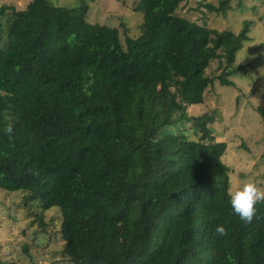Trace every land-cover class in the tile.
I'll use <instances>...</instances> for the list:
<instances>
[{
    "label": "trees",
    "instance_id": "trees-1",
    "mask_svg": "<svg viewBox=\"0 0 264 264\" xmlns=\"http://www.w3.org/2000/svg\"><path fill=\"white\" fill-rule=\"evenodd\" d=\"M188 1L140 0L124 41L85 0L0 9V191L59 211L69 264H264V201L251 221L231 212L217 113L193 110L234 85L253 23L199 25ZM204 7L226 16L230 0Z\"/></svg>",
    "mask_w": 264,
    "mask_h": 264
},
{
    "label": "rangeland",
    "instance_id": "rangeland-1",
    "mask_svg": "<svg viewBox=\"0 0 264 264\" xmlns=\"http://www.w3.org/2000/svg\"><path fill=\"white\" fill-rule=\"evenodd\" d=\"M29 1L0 0V9L23 10ZM52 1L65 8H75L82 3V0ZM139 1L85 0L89 7L87 20L119 28L122 41L125 32L136 38L143 21L142 15L134 11ZM220 1L190 0L182 5L180 13L199 25L220 31L238 32L245 20H252L249 41L238 53V64L243 70L231 78L233 86L215 83L206 93L205 103L193 110L217 113L212 128L217 141L227 143L222 160L230 169V192L247 181L264 189V123L257 111L264 108V0H230L226 16L211 14L204 7L207 3L218 5ZM11 15L12 11L7 10L6 17L0 16V23L7 25ZM217 68L214 62L211 71ZM36 206L29 203L22 191H0V264H69L63 254L65 243L60 234L59 211L52 209L43 213ZM40 214L43 220L36 219Z\"/></svg>",
    "mask_w": 264,
    "mask_h": 264
},
{
    "label": "clouds",
    "instance_id": "clouds-1",
    "mask_svg": "<svg viewBox=\"0 0 264 264\" xmlns=\"http://www.w3.org/2000/svg\"><path fill=\"white\" fill-rule=\"evenodd\" d=\"M3 133L9 141L13 139V128L11 125L5 126ZM262 201H264V189L257 187L252 181L241 183L230 192L228 197V205L231 212L245 222L252 220L257 210V204ZM215 232L223 235L225 232L224 226L221 224L216 225Z\"/></svg>",
    "mask_w": 264,
    "mask_h": 264
}]
</instances>
